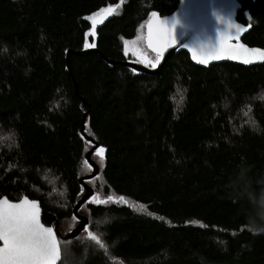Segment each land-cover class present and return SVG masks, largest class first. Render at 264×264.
I'll use <instances>...</instances> for the list:
<instances>
[{"label":"trees","instance_id":"trees-1","mask_svg":"<svg viewBox=\"0 0 264 264\" xmlns=\"http://www.w3.org/2000/svg\"><path fill=\"white\" fill-rule=\"evenodd\" d=\"M239 2L243 42L264 48V0ZM177 4L0 0V130L13 137L0 148V198L37 200L62 221L90 167L83 117L101 148L90 181L105 202L81 206L100 241L70 239L67 264H264V232L251 230L264 193V64L205 68L185 51L154 74L119 63L139 58L125 46L149 16ZM91 45L113 64L71 53V77L67 50ZM150 55L143 64L158 67Z\"/></svg>","mask_w":264,"mask_h":264},{"label":"water","instance_id":"water-1","mask_svg":"<svg viewBox=\"0 0 264 264\" xmlns=\"http://www.w3.org/2000/svg\"><path fill=\"white\" fill-rule=\"evenodd\" d=\"M241 9L239 0H178L176 8L167 15H160L153 12L144 24L143 39L145 46L158 55L153 47L159 48L158 67H149L143 63L126 59L121 61L122 65L139 72L154 74L161 68L173 55L185 51L188 53L191 62L197 66L209 67L212 64L220 62H232L242 66H252L264 64V59L260 58L259 53L251 50H261L264 48L258 46H249L243 42V36L249 32L250 25L243 24L237 20L238 11ZM155 14V15H153ZM232 25L240 26V31H237ZM161 34L163 38L161 39ZM151 38L153 47H149V39ZM186 45V47H185ZM231 45L235 51H223L219 49ZM247 49L248 51H245ZM89 52H97L102 56L103 60L109 64L113 61L107 59L96 45L88 46L79 51L67 50L66 52V68L69 75L72 77L70 65L68 61L69 54H85ZM219 55V59L214 58ZM235 55V58L232 56ZM248 60L249 63L244 61ZM84 117L81 121L80 134L92 146L85 152V160L91 167L92 171L88 174L81 175L78 179L84 192L75 202L72 214L78 220V223L73 229L61 234L59 231L60 221L56 216L47 210L42 209L39 201L22 196L18 200H10L3 196L0 200H6L9 204H20L26 201L24 207H30L31 202H35L38 208V220L44 228H52L56 241L59 247V259L61 260V249L59 242L75 238L88 225V218L78 212L79 208L87 201L94 197V190L88 181L96 177L100 171L99 166L91 158L94 152L101 148L98 143L84 131ZM7 209V204L5 205ZM3 246V241H0V247Z\"/></svg>","mask_w":264,"mask_h":264},{"label":"snow or ice","instance_id":"snow-or-ice-1","mask_svg":"<svg viewBox=\"0 0 264 264\" xmlns=\"http://www.w3.org/2000/svg\"><path fill=\"white\" fill-rule=\"evenodd\" d=\"M232 27H235L237 31L241 30L238 25H232ZM160 38H163V34ZM149 47H153L151 38ZM153 50L158 53L157 59H159V48L153 47ZM219 51H235V49L227 45L226 48L222 46ZM245 51L248 50L245 49ZM251 51L259 53L260 58L264 59V51ZM214 58L220 57L216 55ZM232 58H235V55ZM109 199L112 198L109 197ZM25 203L26 201L20 204H9L6 200H0V241H3V246L0 247V264H56L59 259V247L52 228H44L39 223L35 202H31L30 207H24ZM89 237L99 243L98 237L93 233H89Z\"/></svg>","mask_w":264,"mask_h":264},{"label":"rangeland","instance_id":"rangeland-1","mask_svg":"<svg viewBox=\"0 0 264 264\" xmlns=\"http://www.w3.org/2000/svg\"><path fill=\"white\" fill-rule=\"evenodd\" d=\"M96 16H94L92 18V20L95 19ZM143 33L139 34L136 38L127 41L126 42V46L125 49L127 51V53H130L131 55L133 54H137V56L139 58H136L137 62L143 63L144 58H148L150 59L152 56L150 55V51L149 49L145 46L144 43V39H143ZM13 143V137L10 133L5 132V131H1L0 130V148H5V147H9L11 144ZM91 158L93 159V161L96 162V164L99 166V169L102 166V160L100 159V156L98 154H92ZM92 171L91 167L89 168H85L84 172L82 175L84 174H88ZM88 183L93 187H95V181H88ZM94 190V189H93ZM60 192H62V190H60ZM54 194V192H53ZM52 197V195H51ZM60 197H63V195H60ZM104 195L101 192H98L97 194H94V197L89 200V202H96L97 200L101 201L103 199ZM78 212L82 215H85L87 218L89 217V211L86 209V207H84L83 209H81V207L79 208ZM91 221V218H88V222ZM78 223V220L72 216L67 217L66 219L60 221L59 224V231L61 234H66L68 232H70L73 227ZM91 222L90 225H87V227L85 229H83L78 236H76V240L79 239L80 242H84L85 248L87 249L88 245H90V242L93 241V239H91L89 237V233H93L96 237H98L99 241H100V236L95 233L94 231L91 230L90 226H91ZM75 239V238H74ZM68 240V241H67ZM66 241V245L64 246V251L62 254V263L61 264H67V254H70L68 249V246L71 244V240L67 239ZM94 242V241H93ZM109 264H121L119 262H116L115 259H111L109 261Z\"/></svg>","mask_w":264,"mask_h":264},{"label":"clouds","instance_id":"clouds-1","mask_svg":"<svg viewBox=\"0 0 264 264\" xmlns=\"http://www.w3.org/2000/svg\"><path fill=\"white\" fill-rule=\"evenodd\" d=\"M260 209L254 215L251 230L254 232H264V193H261Z\"/></svg>","mask_w":264,"mask_h":264}]
</instances>
